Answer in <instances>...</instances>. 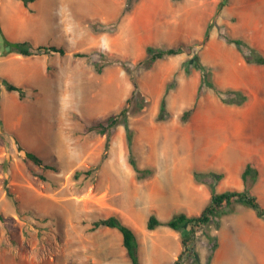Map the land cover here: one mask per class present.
Masks as SVG:
<instances>
[{
    "label": "rangeland",
    "instance_id": "374dc122",
    "mask_svg": "<svg viewBox=\"0 0 264 264\" xmlns=\"http://www.w3.org/2000/svg\"><path fill=\"white\" fill-rule=\"evenodd\" d=\"M123 5L124 0H34L28 12L20 1L0 0L1 28L8 39L65 48L63 55H3L0 36V264H128L120 232L108 227L90 230L94 220L117 215L129 198L136 199L145 213L149 201L142 193L147 182H162L164 198L171 191L167 170L223 173L224 162L236 167L237 140L252 144L264 140V67L256 69L259 85L239 106L223 103L207 87L197 97L200 72L193 66L188 73L183 69V63L196 54L211 68L218 85L236 83L243 77L237 65L242 56L221 34L242 36L250 24L264 29V3L139 0L118 19ZM249 15L255 17V25ZM208 24V41L201 47L193 45L190 54L184 51L159 59L148 69L136 64L147 45L199 42ZM258 43L251 46L264 56V34ZM76 52L89 57L75 56ZM96 63L104 64L100 71ZM133 77L146 99L144 108L129 117L133 150L139 167L153 168L140 180L127 161L122 125L111 130L108 146L106 134L89 130L122 108ZM1 78L21 86L24 97L7 91ZM166 89L170 117L156 121ZM190 107L191 116L181 122L180 114ZM14 137L54 163L56 170L42 169L26 159ZM220 149L225 160L211 156ZM204 155L207 158L199 163ZM5 187L17 199L18 208L6 196ZM134 224L143 239V230L148 229L140 221ZM214 228V223L207 225L196 238L198 256L204 246L201 237ZM211 238L202 264H208L215 243Z\"/></svg>",
    "mask_w": 264,
    "mask_h": 264
},
{
    "label": "trees",
    "instance_id": "16d2710c",
    "mask_svg": "<svg viewBox=\"0 0 264 264\" xmlns=\"http://www.w3.org/2000/svg\"><path fill=\"white\" fill-rule=\"evenodd\" d=\"M25 7L31 12L29 3L34 0H21ZM139 0H124V5L120 12V17L125 13L129 12L133 6ZM223 5V3H221ZM216 10L215 15L218 13ZM211 25L208 24L205 27L202 39L199 42L193 44H183L180 43L176 46L171 47H157L154 45H147L145 47V55L136 64L143 68H151L155 61L163 59L168 56H173L186 51L188 54L191 53L193 45L201 47L209 39V31ZM0 36L2 38V54H17L21 56H34V55H48L51 53H58L63 55L65 53V48L60 45L44 43V44H34L31 39H20V40H10L2 32L1 22H0ZM221 36L229 43H233L236 48L241 53L242 58L248 64H264V56L244 38L232 37L228 33H222ZM75 56L79 57H89V54L76 52ZM109 63L112 60L108 61ZM123 67L127 72H131L130 66L122 62ZM96 68L98 71L102 69L104 64L96 63ZM193 66L200 72V81L197 89V97L200 95L203 87L210 88L213 92L221 98V101L225 104L231 105H243L249 99L248 91L240 87H221L216 83L213 77L212 70L209 66L203 64L198 60L197 55L194 54L191 58L183 63V69L185 72L190 71V67ZM1 81L7 91H16L20 98L24 97V90L21 86L16 85L5 78H1ZM132 91L126 98L122 108L114 114L108 115L102 120H99L89 127V130H94L99 134H106L107 139L105 146H108L109 137L111 130L118 125H122L125 132V144L127 148V161L131 168L135 172L136 179L140 180L150 176L153 173V168L151 167H139L135 153L133 150V129L130 126L129 117L132 114L141 111L145 104L146 99L144 94L141 92L139 85L135 78H132ZM166 94L167 89L162 95L158 113L155 117L156 121H165L170 117V113L167 110L166 105ZM194 108L190 107L182 111L179 116L181 122H186L191 116ZM17 144V148L24 152L26 159L30 160L35 165L41 167L42 169L56 170V165L54 163H47L44 158L39 156L32 150L24 148L18 140L14 137ZM91 169L86 170L85 173L89 174ZM79 171H76L74 176L77 177ZM195 181L198 183L206 184L210 190V197L207 204L204 206L199 214L188 215L183 212L175 213L167 221L162 222L155 214H150L146 221V228L149 230L154 229L159 225H166L173 230L180 232L182 250L178 254L177 258L166 264H183L190 259V264H202L200 262L199 256L194 248V242L200 233H204V229L207 225L214 223L217 227L219 226V219L222 215L232 212L235 210L237 205H244L250 207L254 210L258 217L264 219V207H262L254 194L251 192V187L258 178L257 169L250 163L247 162L241 172V180L243 182L242 189H226L224 191H216L215 184L223 177V173L216 172L214 170L208 169L205 171H193ZM43 180L46 178L43 175H39ZM7 197L11 198L13 204L18 208L17 199L13 198V194L10 192L8 187L4 188ZM1 218V215H0ZM98 227H108L115 228L121 234L122 245L125 248V252L129 258V264H140L138 255V240L134 229L123 222L121 218L117 215H109L104 218H99L94 220L91 224L90 230H95ZM210 240L211 236L205 234ZM216 246V243L210 248V253ZM210 257V254H209Z\"/></svg>",
    "mask_w": 264,
    "mask_h": 264
},
{
    "label": "crops",
    "instance_id": "0c3cea01",
    "mask_svg": "<svg viewBox=\"0 0 264 264\" xmlns=\"http://www.w3.org/2000/svg\"><path fill=\"white\" fill-rule=\"evenodd\" d=\"M11 1L14 4L20 1L29 12L21 0ZM257 2L263 4L264 0H257ZM245 17L247 18V16ZM254 18L252 15L248 17V19L253 20L252 22L255 25ZM244 28L245 34L238 37L246 39L251 45H261L258 40L264 34V29H260L262 32L259 29L258 31L251 24ZM238 61L237 65L243 77H240L236 83L230 86L251 91L253 87L259 85L254 73L258 67L263 68L264 64H248L242 57ZM235 145L238 149V153L235 152L237 154L236 167L232 169L231 166H225V162L222 164L224 175L215 185V189L219 192L225 188L242 189L243 182L240 175L244 165L250 162L258 171V178L252 185L251 192L256 196L258 203L264 207V140L253 144L245 140L241 142L237 140ZM211 156L213 158L219 156L218 158L225 160L222 149L219 150V154L213 153ZM204 158H207L206 155L199 157V163L203 162L202 159ZM167 171L169 172L166 174L171 176L169 179L171 191H169L167 196L161 198L163 184L158 179L156 182H147L146 189L142 193L147 195L149 201L148 209L145 213H142L136 205V199L129 198L119 208L117 214L123 222L131 226L136 232L140 264H166L171 262L181 252L182 243L180 232L163 224L152 230L148 229V232L143 230L146 235L141 239L135 230V221H140L146 226V221L150 214H155L162 222L167 221L172 215L179 212L188 215L199 214L210 197L208 186L195 182L192 172H183L181 174L180 171L176 170ZM147 204L145 203L144 205L147 206ZM247 221H250L252 225L248 226ZM208 235L214 236L216 243L208 258V264H264V219L258 217L252 208L237 205L234 211L220 217L219 226L209 230ZM201 238L204 246H202V250H199V259L201 263H204L207 254L206 244L209 242L206 235ZM183 264H190V259Z\"/></svg>",
    "mask_w": 264,
    "mask_h": 264
},
{
    "label": "bare ground",
    "instance_id": "6f19581e",
    "mask_svg": "<svg viewBox=\"0 0 264 264\" xmlns=\"http://www.w3.org/2000/svg\"><path fill=\"white\" fill-rule=\"evenodd\" d=\"M256 30H258V28H257ZM259 30H260V29H259ZM259 30H258V31H259ZM260 31H261V30H260ZM261 32H262V31H261ZM256 34H257V33H256ZM259 34H260V33H259ZM261 37H262V35H261Z\"/></svg>",
    "mask_w": 264,
    "mask_h": 264
}]
</instances>
